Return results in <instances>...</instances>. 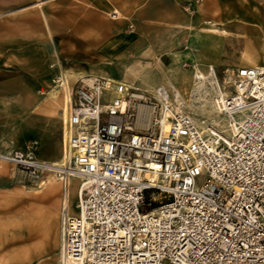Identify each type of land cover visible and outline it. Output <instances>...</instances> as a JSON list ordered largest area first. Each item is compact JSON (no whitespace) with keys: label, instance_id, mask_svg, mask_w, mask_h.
Listing matches in <instances>:
<instances>
[{"label":"built area","instance_id":"1","mask_svg":"<svg viewBox=\"0 0 264 264\" xmlns=\"http://www.w3.org/2000/svg\"><path fill=\"white\" fill-rule=\"evenodd\" d=\"M207 71L227 133L166 93L88 76L61 112L63 164L0 153L39 185L56 176L63 197L79 181L75 213L62 203L61 264H264V66Z\"/></svg>","mask_w":264,"mask_h":264},{"label":"crops","instance_id":"2","mask_svg":"<svg viewBox=\"0 0 264 264\" xmlns=\"http://www.w3.org/2000/svg\"><path fill=\"white\" fill-rule=\"evenodd\" d=\"M24 15L43 22L44 34H21ZM27 38L39 53L60 56V76L77 74L69 77L72 85L81 77H108L143 91L144 70L158 57L164 71L183 65L193 80L199 74L206 81L212 67L220 79L240 67L264 66V0H0V153L23 148L21 113L31 130L38 118L55 116L43 100L21 93L20 78L6 75L19 70ZM12 166L0 161V198L18 188ZM47 187L35 194L39 205L0 206V264H59L62 210L47 204L56 192L43 197Z\"/></svg>","mask_w":264,"mask_h":264},{"label":"rangeland","instance_id":"3","mask_svg":"<svg viewBox=\"0 0 264 264\" xmlns=\"http://www.w3.org/2000/svg\"><path fill=\"white\" fill-rule=\"evenodd\" d=\"M183 10L189 16L194 14V10L187 5L183 6ZM30 18L32 20L31 23L29 22ZM22 19H24V21L20 24L21 34L24 33V35H28L29 29H31L34 34H37V36L44 34V24L43 22H39L35 15H24ZM9 26L11 27L12 24H9ZM4 30H7V28ZM37 40L43 42L44 38ZM30 41L34 44L35 40ZM21 42L19 70L10 69L6 71V75H9L11 78H20L21 93L33 94L37 97L38 101L43 100L44 111L47 114L55 116L51 118H38L36 120L37 128L31 130L27 127H23V123L27 119L26 116L21 113L20 119L22 125L19 134V145L23 147L21 150L30 147L36 157L44 159L52 157V159L60 161L61 156L63 157L61 122L63 91L57 86L58 83H54L53 80H56L58 77L61 78L63 75L60 76L61 70L59 69L62 59L58 55L39 53V49H33L31 47L32 45L28 38L22 39ZM158 60H160L159 57L151 60L150 64L144 70V87L139 86L138 83H135L133 86L138 85L140 88H144L142 92L148 96H159V94L166 93L172 101L178 103L183 110L194 119L199 127L204 129L207 127H215L227 133V119L225 116L219 114L213 105L211 96L208 92V81L193 80V73H190L189 68L187 66L183 67V65H181L182 68L179 65H175V67L164 71L163 64ZM163 63L166 64L167 62L163 61ZM9 64L6 65V68L9 67ZM220 79L218 78V80ZM194 83L195 86H193ZM72 84L73 80L71 82L68 80V85L74 89L75 85ZM192 86L193 88L191 89ZM183 90L186 94L180 96L176 95L175 92H182ZM14 169V180L18 188L6 193L4 197L0 198V206L23 207L35 205V203L38 204L35 202L39 201L36 200L38 197L35 196V194H41L48 181L56 179L58 182L56 192L54 191L55 194L47 198L46 201L47 204L57 202L59 209L62 210L63 187L56 176L51 174L48 175L47 178H45L47 183L40 187L37 182L28 178L23 172L16 168ZM74 179L75 178H71L69 180L67 188L68 207H70L67 208L69 213L74 210L73 207L76 201L75 195L79 184V181ZM48 195H46V192L42 194L43 197ZM39 250H41V248H37V252Z\"/></svg>","mask_w":264,"mask_h":264},{"label":"bare ground","instance_id":"4","mask_svg":"<svg viewBox=\"0 0 264 264\" xmlns=\"http://www.w3.org/2000/svg\"><path fill=\"white\" fill-rule=\"evenodd\" d=\"M115 15V14H114ZM77 73V72H76ZM75 75H77V74H74V73H64L63 75H62V79L59 77V83H58V85L57 86H59L61 89H62V91H63V98H62V110L64 109V111H66V108L68 107V105H69V102H70V100H71V94H72V92H73V89L68 85V80H69V77L71 78V77H74ZM94 75V74H93ZM203 77H205V76H203ZM78 79V78H77ZM193 86H195V83L193 84ZM193 86L191 87V89L193 88ZM176 93V95H178V96H180V95H182V94H186L185 92H184V90L182 91V92H175ZM176 99V98H175ZM218 123V122H217ZM62 124H63V122H62ZM65 134V131L62 133V135H64ZM62 153V152H61ZM60 157V156H59ZM65 162V158L64 157H62L61 156V159H60V161H55L54 163L56 164V165H61V164H63ZM71 179V178H70ZM75 180V179H74ZM47 182L46 181H44L43 183H41L42 185L43 184H46ZM57 184H58V182L56 181V179H51V180H49L48 181V183H47V188H46V195H48V194H50V193H52V192H54V191H56V186H57ZM65 198V199H64ZM67 199V195H66V197H62V203L64 204V205H66V200ZM64 200H66L65 202H64ZM62 209V208H61ZM60 257H61V253H60ZM60 261H61V258H60ZM59 264H61V262H59Z\"/></svg>","mask_w":264,"mask_h":264}]
</instances>
